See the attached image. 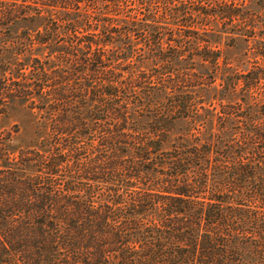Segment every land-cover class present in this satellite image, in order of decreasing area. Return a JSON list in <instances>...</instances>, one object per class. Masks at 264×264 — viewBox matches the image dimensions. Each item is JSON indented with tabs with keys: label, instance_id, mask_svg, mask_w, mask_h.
<instances>
[{
	"label": "trees",
	"instance_id": "16d2710c",
	"mask_svg": "<svg viewBox=\"0 0 264 264\" xmlns=\"http://www.w3.org/2000/svg\"><path fill=\"white\" fill-rule=\"evenodd\" d=\"M96 1L33 0L30 16L20 4H0V46L13 42L15 20L42 17L44 31H25L16 43L59 49L58 62L51 51L46 61L16 63V72L0 52V106L58 114L45 150L22 152V167L7 165L16 151L0 144V264H264V0H103L102 15ZM222 35L242 38L255 59L218 85L242 101L219 104L215 118L229 136L163 150L166 116L209 117L191 90L216 83L207 64L228 65L211 42ZM136 36L157 74L125 78L107 58L105 48L119 41L143 57ZM155 97L164 122L148 132L124 123L128 106ZM86 121L116 124L95 130ZM94 132L102 139L85 162L81 145Z\"/></svg>",
	"mask_w": 264,
	"mask_h": 264
},
{
	"label": "rangeland",
	"instance_id": "374dc122",
	"mask_svg": "<svg viewBox=\"0 0 264 264\" xmlns=\"http://www.w3.org/2000/svg\"><path fill=\"white\" fill-rule=\"evenodd\" d=\"M36 1L39 2V0ZM13 2L25 6V8H22L24 9V11L28 12V16L35 14L36 6L32 5L33 0H0V4L3 3L4 7L7 8V10H9L11 7L9 6V4ZM97 2H99L97 7L99 8V10L95 12L99 13L100 15H102L104 12H107L106 5L108 4H106V2H104L103 0H97L96 3ZM55 10L56 11H53L52 9L53 14L58 15L59 10ZM90 11L92 12L93 10L91 9ZM134 14L135 12L131 13L132 16H134ZM121 18L126 19L125 17ZM128 20L129 19H127V21ZM15 21L17 23H14V25L12 24L11 26L12 41L15 43H2L0 46V52L12 59L9 61L13 63V65L10 67L13 72H16V63L21 62L28 65L31 64L33 58H41L43 61H46L51 51L54 52V54L51 56L53 63L58 62V60L56 59V56L59 53L58 47H52L48 49V47H39L38 45L34 46L28 43L29 45L26 48H21V46L16 43L19 42L20 37L26 38L24 37L25 31L30 32L31 36H34L38 30L44 31L45 23L42 17H38V19L34 22H27L23 18ZM127 21L126 23L121 22V25L129 24V26H131L132 23H129ZM2 31L7 32L4 30ZM138 37H133V43L137 48H142L143 51H141L140 54H144L143 57H139V54L137 53H135V55H130L129 49L131 48L129 47V45H125L124 41L115 42L105 48L107 52V58H110L112 60L113 66L117 68L118 72L122 73L125 78L128 77L130 73L140 74L141 72H145L149 75L157 74V72L161 71L160 65L158 66V64L154 61V57L150 55L149 49H147L145 45L140 42V40L143 39ZM168 37L169 36H167V38ZM232 38L235 39L233 40ZM211 42L213 48L216 50H220L222 53L220 59L221 65H223L225 62H228V65L226 67L223 66V68L220 70H216L211 64H207V67L209 69L208 73L214 76L215 79H217L216 83L211 85L212 87L206 85L191 90V92H193L192 94L194 98L203 100L205 102L206 110L210 113V115L206 119L200 118L196 120L192 118H179L177 120H171V118L168 119L166 116L164 119L166 120V122L161 123L169 124L167 125L169 126L168 131L162 144V149L165 151L171 150L173 145L177 144L181 139L192 143L197 138H199L201 141H210L216 134L225 137L229 136L228 132L222 134L223 132L221 131L220 126L219 124H217L215 118L216 113L220 112L221 110L219 104L221 102L225 104L229 101L242 103V101L236 94H230L227 97H223V93L221 92L222 88H220L218 85L221 82V77L224 72H227V74L229 75L247 72L253 68L255 59L253 53L250 52V48L248 47V45L240 37H234L233 35H222L221 37L214 36L212 37ZM165 47H168V45L166 44ZM23 49L25 50V53L21 55H14L18 52H21V50ZM13 55L14 57H12ZM196 60L199 63L196 68V72L204 73L205 69L201 66V60L198 58H196ZM154 100V103H157V105H154V103H152L151 105L144 104L143 107H140V105L143 104V101H135V105L128 106V112L130 114L131 120L130 122L124 123L134 124L136 128L144 131L146 130V132H148L149 130H151V124H159L161 121L164 122L163 119L159 121L157 120L158 115L162 114L164 110L162 106H160L157 102L159 98L155 97ZM211 103L213 104V106H210ZM7 106L8 105L5 104L0 106V144H9L11 148H13L16 152L13 154L12 159H9L8 164L6 162L7 158H4L3 160L8 166L11 164V166L22 167V161L20 159L22 152L33 149L42 151L45 150L42 147V144L44 142V139L47 138L51 133V124H58V114H46L44 111H41L39 109H32L27 105L19 103L11 104L8 107ZM86 108L87 107H84L81 113L83 117L89 118L90 116H92L93 112L87 111ZM201 113L205 112L201 111ZM161 116H163V114L160 115V117ZM109 118H111V116H109ZM85 124H92V126L94 124H99L96 127H93V129L96 130L97 128L99 129L100 127H102V124L116 123L111 121H108L107 123L86 121ZM10 139L11 141H9ZM99 139H102L101 135L98 136L96 135V132H94L92 137L86 140V143H82L81 147L87 148L82 150L81 152V154H84L82 156L83 161L87 162L86 156L91 153L89 149L92 148V146H96L97 150L99 149L97 147ZM92 152H95V150H93ZM67 159L72 158L70 156H67L65 157V160ZM0 165H2V163H0ZM28 173L33 174L34 172L29 171ZM62 175L63 176L60 178L62 181L58 180L60 181L58 182L56 181L57 179H54L56 184L68 180V174L66 172ZM245 254L243 256V259L248 262L250 258L247 256V254H249L247 250H245Z\"/></svg>",
	"mask_w": 264,
	"mask_h": 264
}]
</instances>
